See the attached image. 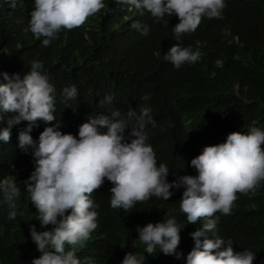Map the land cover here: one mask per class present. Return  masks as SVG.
Wrapping results in <instances>:
<instances>
[{"label": "trees", "instance_id": "obj_1", "mask_svg": "<svg viewBox=\"0 0 264 264\" xmlns=\"http://www.w3.org/2000/svg\"><path fill=\"white\" fill-rule=\"evenodd\" d=\"M32 8L33 0H16L14 6L8 0L0 6V83L6 82L2 73H19L22 78L30 71L31 60L43 61L56 88L54 115L62 132L78 134L89 115L148 106L156 121L155 127L148 125L149 143L158 162L169 167L171 182L197 174L190 162L204 146L222 143L229 133L247 132L251 126L264 129V0H226L222 17H204L195 31L183 34V44L201 55L179 69L155 55L177 43L172 32L179 23L176 15L157 22L122 0H105V7L85 24L61 31L46 47L43 37L25 31ZM137 20L150 25L148 36L131 28ZM73 84L78 96L65 104L62 89ZM100 100L105 103L100 105ZM9 115L14 114L6 113L0 127H7ZM57 121L40 122L31 135L38 139L44 127ZM27 123L13 126L9 142H0V179L16 177L22 191L14 220L8 219L6 206L0 207V264H30L41 253L29 226L34 224L39 231L53 227H41L34 219L36 209L23 192V181L34 170L33 157L18 146V133ZM112 186L105 178L92 193L100 206L98 227L78 249L82 261L92 257L98 264H121L127 252H143L137 227L158 222L169 211L187 224L179 201L183 188L170 189L173 195L166 201L152 196L124 210L110 206ZM237 196L230 215L217 213L218 235L231 238L234 251L256 252L253 264H264V181ZM203 222L201 218L181 231L177 251H183L185 258L193 246L189 233ZM208 238L214 237L209 233ZM145 256L144 264H186V259L158 251Z\"/></svg>", "mask_w": 264, "mask_h": 264}, {"label": "clouds", "instance_id": "obj_2", "mask_svg": "<svg viewBox=\"0 0 264 264\" xmlns=\"http://www.w3.org/2000/svg\"><path fill=\"white\" fill-rule=\"evenodd\" d=\"M8 0H0V6ZM133 10L148 12L157 22L165 17L178 16L173 28L175 43L165 54L158 49L155 55L179 69L198 61L201 53L185 46L182 36L193 32L204 17L220 18L226 0H122ZM14 6L16 0H11ZM105 7V0H33V8L25 31L49 46L58 33L79 27ZM168 25L169 20L165 21ZM131 28L148 36L151 27L137 20ZM0 83V124L5 114L7 127H0V142L10 140L12 128L27 121L18 133V146L30 153L34 170L23 181L29 202L35 207L34 219L41 227L53 225L50 230H37L30 225V237L41 253L30 264H98L87 257L83 261L78 249L98 227L100 207L92 193L100 188L105 178L113 185L110 206L132 209L137 202L152 196L165 201L173 195L170 189L183 188L180 209L187 224H196L203 218L202 227L189 233L193 246L185 258L177 251L181 231L187 224L178 221L171 211L155 223L138 226V240L144 251L125 254L121 264H144L145 253H163L186 264H253L256 252L248 249L234 251V241L218 235L220 216L230 215L237 193H246L264 181V129L251 126L247 132L235 131L222 143L206 145L191 160L196 175H183L168 181L169 167L159 163L154 147L149 143L148 125L156 126L152 109L141 106L139 111L129 107L126 112L113 109L107 114L89 115L78 127V134L64 133L56 115V88L41 60L30 61V71L21 78L19 73H2ZM67 104L78 96L75 84L65 86L61 93ZM111 97L107 101L111 102ZM104 100L99 104L103 105ZM44 127L38 139L31 135L40 122ZM126 130L127 134H126ZM22 191L16 177L0 179V207L8 209V219L18 215L17 203ZM211 233L214 238H208Z\"/></svg>", "mask_w": 264, "mask_h": 264}]
</instances>
